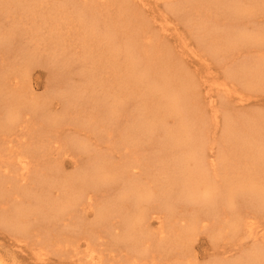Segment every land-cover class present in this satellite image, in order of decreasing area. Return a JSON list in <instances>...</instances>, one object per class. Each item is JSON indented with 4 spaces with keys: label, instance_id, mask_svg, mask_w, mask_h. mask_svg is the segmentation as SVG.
<instances>
[{
    "label": "bare ground",
    "instance_id": "6f19581e",
    "mask_svg": "<svg viewBox=\"0 0 264 264\" xmlns=\"http://www.w3.org/2000/svg\"><path fill=\"white\" fill-rule=\"evenodd\" d=\"M45 3L0 0V228L25 235L33 225L45 233L42 242L56 245L61 226L75 217L93 216L85 226L91 236L127 208L122 234L112 239L137 254L151 223L177 218L182 225L172 249L165 239L167 254L187 249L211 224L230 237L241 231L252 242L263 239L234 261L211 264H264V232L257 236L253 229L260 227L248 218H264V109L257 108L264 105V0H110L126 22L117 26L106 24L109 9L102 13L98 1L58 0L53 10L48 3L54 13L70 8L63 12L71 19L66 23L79 24L78 51L65 48L59 15L38 36L50 19ZM7 14L19 19L6 20ZM101 43L106 56L98 55ZM43 55L45 90L56 88L35 96L31 69L43 64ZM74 60L96 61L91 70L103 68L114 79L88 66L82 85L68 82ZM120 113L121 131L113 129ZM219 125L224 145L212 135ZM111 133L116 147L102 143ZM119 151L122 160H111ZM81 154L89 156L86 164L65 172L63 159L73 166ZM102 194L107 198L98 200ZM240 198L246 217L236 214ZM142 204L156 210L147 214ZM93 252L72 260L74 253L67 254L72 264H103Z\"/></svg>",
    "mask_w": 264,
    "mask_h": 264
},
{
    "label": "rangeland",
    "instance_id": "374dc122",
    "mask_svg": "<svg viewBox=\"0 0 264 264\" xmlns=\"http://www.w3.org/2000/svg\"><path fill=\"white\" fill-rule=\"evenodd\" d=\"M43 1L44 2L46 1V3H47V4L45 3L46 5H48V3L49 4H52V3L55 4V6H53V8H52V6L48 5L49 8L50 7L52 8V10L56 8V3L58 2V0H43ZM79 1L82 2L84 0H79ZM91 1H93V0H91ZM95 1H96V5L99 3L101 6H103L101 8L100 5L99 6L97 5V7L100 8L102 13L105 10L109 9L108 11H105L106 13L104 12V14H103L104 16H105V14L108 15L107 18L105 16V18L108 19V20H105V21H107L106 22L107 25H109V24L111 25L113 23L114 25L117 26V25H120L121 22L123 25L126 23V22H124V20L119 21V19H118L119 17L117 15L118 9L116 7V3H114L113 5H112V3L109 4L108 2L110 0H108V1L107 0H105V1L104 0H95ZM97 1H98V3H97ZM44 7L47 8V14L51 13L50 15L47 16L50 19L47 18L49 21L44 23V27H41V26H43V24L41 23L40 27L37 28V30L39 29L37 32L38 36L39 35L45 36L47 34V31L49 33L50 32L49 29L51 28V27H49L50 26L49 24H51L50 22L53 21V19L51 17H55V15L56 16L59 15V18L55 17V22L57 19H59V20L61 19L60 21L61 22L63 21L64 23L61 26L58 23L57 24L58 29H56V30L57 31L62 30L61 34H62V36L65 37V39L63 41V43L65 44V48L67 49L70 46H72L74 51L81 50L82 46L79 45L81 41H77L73 35V32H77L76 30H78L79 32L81 31L77 28V27H79V24H77V21H76V23L70 22V24H68L69 21H71V19L69 20V17L67 16V14H65V13L71 11L70 8L63 6L64 8L62 7V11L60 10L61 13H60V11H55V13H54V12H50L51 8L48 11V7L47 6H44ZM66 8H67V10H65ZM63 10L65 11V13L63 12ZM56 12H59V13H56ZM52 14L53 15L55 14V15L52 16ZM260 15L262 16V14H260V13L256 14L255 18L259 19L261 17ZM104 16H102V17H104ZM2 17L6 20L7 19H9V20L19 19V14H14V15L7 14L6 16H2ZM111 19L113 20L112 22H110ZM66 21L68 23H66ZM101 22H99L97 24L99 25V27L101 29L105 30L106 28L104 27V25ZM65 24H67L69 26L67 27V25H66L65 26L66 28L64 29ZM98 25H96L97 29L99 28ZM101 25H103V26L101 27ZM42 28H44V29L41 30ZM67 28H69V29H67ZM123 28H125V26L119 27V29H123ZM63 31L65 33L67 32V35L63 34ZM41 32L43 34H41ZM79 32H77V33H79ZM101 32L98 31L99 36H103V33L105 34L104 31L102 33ZM71 36H72V38H71ZM103 42L104 41H102V43ZM101 44H99L100 47L104 46V44H102V45ZM100 47H98V48H100ZM95 49H97V48H95ZM103 49H105V46L103 48L102 47L100 48L101 51ZM101 51L98 55L102 54L103 56H106L105 55L106 51L103 50V53H101ZM45 52H47V51H45ZM94 52H95L94 54H96V51H94ZM46 60H47V62H46ZM48 61H49L48 57L46 55H43L41 58V62L43 64L42 65L40 64L37 66L34 65L31 69V83L34 86L37 85V87L35 88V92H34L35 96L36 95L41 96L45 92H47L46 94H48V92H50L49 94H52L51 93L52 90H54V93H55V88H56L55 86L56 85H59L57 87L62 86V84L60 82L59 84H56L54 86L55 88L52 87L51 90L46 88V90H45V87H44L45 84L44 83H45L46 77H48L49 74H47V72H46L47 70L44 66H47ZM74 61L75 62H72L70 64V68H71L70 74L71 75L69 76L68 82H71L73 84L82 85L84 83V79L85 80L87 79L83 76V72L87 69L88 66H89L90 70H91V68L93 69V67H94L93 65H94V63L96 64V61H94V63L91 62V64L90 63L89 64L83 63V62H81V60H74ZM77 61H80V63ZM82 63H83V65H82ZM92 63H93V65H92ZM96 66H98V65H96ZM85 67H86V69H85ZM83 68L85 70H83ZM89 69H87V70L89 71ZM99 69L100 68L96 67L94 70H91V71L98 72V74L101 75V76H99L97 74L99 77H107L108 81H110L111 79H114V78L110 77L111 75L107 76L105 74L103 68H101L100 70ZM58 70L60 71V69H58ZM102 70H103L104 74H103ZM102 74H103V76H102ZM57 76L58 75H56V77ZM49 85H50V83H49ZM60 88H59L58 92L60 94H63L62 93L63 89L62 88L60 89ZM54 95H53V97H54ZM50 96H52V95H50ZM262 96H264V93L262 94ZM128 106H130V102H129ZM128 106H127V108H129ZM262 106L264 107V105H261V106L258 105L257 108L260 110H263L264 108H262ZM127 108H125L126 111H127ZM248 108L253 110L252 108H254V106H248ZM132 109H134V108H132ZM246 109H247V107H245V109H243V110H246ZM250 111H247V112H250ZM117 118L118 119H117L116 124L114 125L113 129L121 131V130H123L122 127L125 125L124 124L125 121H123L121 113H120V115H117ZM112 132H113V130H112ZM212 135L215 136L216 140H219L218 141L219 145L221 143H223V145L225 144L223 141H221V138L223 137V135H222V130H220V125L215 129V131ZM102 141H103L102 143H106L109 146H115L119 142L118 136L116 133H111L110 135L103 137ZM214 145L217 146V143H214ZM101 150L103 151L105 149L101 148ZM101 150H100V152H101ZM1 155L7 156L3 153ZM84 157H86L85 160L83 159ZM88 157L89 156H86L84 154H81L79 156L76 155L74 157V159H75L74 161L76 164L73 166H71L70 163H68V161H69L68 157H65L64 159L62 158L63 160L66 161V162H64V164H65L64 165L65 166L64 171L69 173L81 164L84 166L86 163H84L83 161H86V159H89ZM117 159L122 160V158L120 157V151L118 154L117 153L114 154V152H113V155H111V160L116 161ZM142 177H143V175H142ZM101 196L102 197L98 200H101V199L105 200L107 198V196L104 197L103 194ZM239 202H240V204H238L236 207V211H237L236 214L242 213V215L244 217H246L247 214L244 213V212H246V210H248L246 208L247 207L246 202L243 198L242 199L240 198ZM143 205L144 204H142L140 206L142 208L144 207L145 210H147V211H144L145 213L147 212V214H149L153 211L151 209H155L153 207L147 208L146 205H144V206ZM142 208L140 209V211L144 210ZM122 209H124V208H122ZM126 209L127 208L115 213L107 222H103L104 223V224H102L103 226H99V227L95 226L93 228V232H92L91 236H88V234L86 233L85 226L89 222V220H93V218H92L93 216L88 217V218H83L80 216L75 217L74 220L69 225H66V226L60 225L61 229L64 228L63 229L64 230L63 231L64 236L61 235L60 239H62V241H60L58 239L59 241H58V243H56V245L55 244L50 245L48 243L42 242L41 239H42V237L45 236L44 235L45 233L43 231H41V229H37L33 225L31 227V229H29V231L25 235H22L18 232H15L14 230L0 228V260L3 264H41V263L42 264L43 263H47V264L48 263L49 264H68L69 263V264H72L69 262L70 259L72 260V259L78 258L79 256H82V254L83 255H87V254L89 255L91 252L94 251L93 248H95L96 251L93 252L94 253L93 255H97V257H99V258L96 257L95 260L100 259L103 262V264H122V263L130 264L131 261L137 262V264H172V263L173 264H183V261H187L184 264H208V263L211 264L210 263L211 260L215 261V259L216 260H218V259L228 260L229 262L234 261L235 259L239 258V256H238L239 253H243V251L248 249V246H250L251 244H254L256 246V245H260L261 243H263L262 242L263 239H260V238L256 239L255 242H252L250 238H244L243 236L241 237V235H238L241 233V231L238 234L236 233L234 236H231V237L227 236L225 233L223 234L222 230H220V232H219L213 225L210 224V226H209L210 231L209 232L204 231L205 227L200 228L198 233L195 234L193 239L190 241V245H189V247H187V249L184 250L183 247L181 249L182 245H180V246H178V249H177V250L181 249L180 251L176 250V253H173L174 255L172 253L169 255L166 253L169 250V248L165 244V239L168 238V240L170 242L169 244L171 247V243L173 242L172 239L178 237L175 234L180 229L179 226L182 225V222L177 220V218H175V219L171 218V220L164 218L165 220L161 221V223H157L156 220L154 221V219H150L147 221L148 222L154 221V222L151 223L149 226L150 228L148 229L149 231L147 232L148 233L146 235L147 237H145V235H144V239L145 238L146 239L143 241V238H142L143 234L141 235L142 237H140V238H142L140 240L143 241V242L140 241V244L143 243L141 245H143V247L145 245V247L142 249L139 248V254H137L136 252H134V250H133L134 248L132 249V247H130L129 245L128 246L131 249L128 248L127 245L125 243H123L122 241L120 242L119 239H116V241H115L116 243H114V241H113L115 239H112V236H114V235L117 236L118 234L119 235L122 234L121 231L123 229L121 228V221L120 220L122 219L123 214L126 211H128ZM129 211H130V209H129ZM250 214H252V216H249L248 218H252L251 219L252 221L255 220L256 224L258 223L257 226L260 227V230H259V228L253 229L254 231H258L257 236H259V233L264 232V218L261 216H258V215H260V213H255V214L250 213ZM106 223H107V225H106ZM171 225H174V227H171ZM46 226L47 225H42L43 228H45ZM34 227L36 229H34ZM57 229H59V228H56L55 230H57ZM61 229H59V230H61ZM9 231H11V232H9ZM215 232L218 234L217 237L215 236ZM145 233L146 232L144 231V234ZM161 236H165V237L161 238ZM171 237H172V239H171ZM91 239H95V240H93V242L91 241L92 245L89 246L92 250L88 249L89 247H85V249H84V246L87 245L85 242H87ZM96 240H98V244H96L97 243ZM100 243H102V244H100ZM140 244H139V246L142 247ZM74 249H77V251L78 250L79 251L78 252L76 250L74 251ZM143 249L145 250L144 254H143ZM171 249H172V247H171ZM89 250H91V251H89ZM72 251H74V252H72ZM80 251L82 252V254ZM128 251H132L131 252L132 254ZM70 252H71V254L74 253L72 256L70 255L71 257L67 254V253L70 254ZM75 253H76V255H75ZM77 253H79L80 255ZM133 254H135V255H133ZM38 257H40V258L36 259ZM69 257H70V259H69ZM167 257L170 259V262L168 261L169 259H166ZM43 259H45V260H43ZM164 259H166L167 263L164 262L165 261ZM41 260H43V261H41ZM48 260H50V261L48 262ZM126 261L129 263H127Z\"/></svg>",
    "mask_w": 264,
    "mask_h": 264
}]
</instances>
